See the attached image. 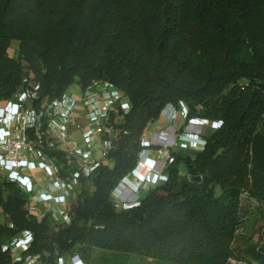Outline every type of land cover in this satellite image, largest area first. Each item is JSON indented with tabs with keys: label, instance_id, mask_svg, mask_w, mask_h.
<instances>
[{
	"label": "trees",
	"instance_id": "16d2710c",
	"mask_svg": "<svg viewBox=\"0 0 264 264\" xmlns=\"http://www.w3.org/2000/svg\"><path fill=\"white\" fill-rule=\"evenodd\" d=\"M30 73L36 104L104 80L131 108L112 165L82 186L69 225L51 230L50 215H28L17 183L0 182V264H25L2 250L25 231L33 240L23 255H39L40 264L74 253L96 264L97 249L111 254L105 264H128L131 255L172 264L239 258L233 244L250 207L243 199L264 203V0H0V100ZM181 104L185 124L202 118L217 127L205 131L201 151L172 150L168 180L117 209L112 193L137 168L148 125ZM253 253L264 264V243Z\"/></svg>",
	"mask_w": 264,
	"mask_h": 264
},
{
	"label": "built area",
	"instance_id": "2783aa9c",
	"mask_svg": "<svg viewBox=\"0 0 264 264\" xmlns=\"http://www.w3.org/2000/svg\"><path fill=\"white\" fill-rule=\"evenodd\" d=\"M37 100L39 85L31 73L23 78L22 85L9 99L0 100V182L6 179L17 183L27 196L25 208L28 215L35 216L38 221L50 215V221L60 226L69 225L72 199L76 197L77 189L83 183L89 186L95 170L101 164H107L109 151L118 140V125L130 111L131 103L122 90L104 80H96L86 88L80 87L78 96L66 91L51 101L42 100L36 104ZM80 108L87 116L83 121L77 117L76 111ZM8 110L13 113L10 119L6 118ZM169 111L170 118L175 119L178 109L173 107ZM181 114L187 115V107L183 104ZM194 123L189 119L187 126ZM195 133L205 140V130ZM184 134L192 137L190 130ZM186 143L178 139H143L144 148L137 168L112 193L115 206L130 207L140 200L141 191L147 192L166 182L168 173L165 168L174 161L172 150L183 145L193 151L203 148L196 142ZM152 145L156 148H151ZM154 149L156 158L151 156ZM55 152L62 153V159ZM158 164L159 180L155 182L149 171ZM142 165L146 167L145 172L140 170ZM121 187L128 189L130 195L123 193ZM131 195L134 197L130 201ZM32 240L33 234L25 231L23 237L17 238L16 245L6 243L2 250H10L15 261L35 264L39 255H23ZM67 262L87 264L78 253L57 260V264ZM226 264L248 263L230 258Z\"/></svg>",
	"mask_w": 264,
	"mask_h": 264
},
{
	"label": "rangeland",
	"instance_id": "374dc122",
	"mask_svg": "<svg viewBox=\"0 0 264 264\" xmlns=\"http://www.w3.org/2000/svg\"><path fill=\"white\" fill-rule=\"evenodd\" d=\"M8 53L12 57H15V58L17 57L18 42L12 41L11 46L8 50ZM187 123L183 126L185 131L191 129V125L187 126ZM82 186H86V183H83ZM82 186L77 189L78 193L76 197L72 199V207L77 203L78 194ZM121 189L123 193L129 194L128 189H124L123 187H121ZM217 192L220 193V190L217 189ZM145 195H146V191H141L140 199H142ZM243 200H244V203H246L247 205H250V207L248 206L249 214H248V217L243 222L242 228L240 229L236 237L233 247L235 248V251L239 257L238 260L245 261L248 264H262L261 259L258 256H256L253 253V251H256L257 249H259L264 243V203H258L254 201L253 199H246V197H244ZM116 208L120 209L121 206L117 204ZM2 223H4V215L0 207V224ZM50 226H51V230L56 231L60 225L50 221ZM18 236L19 238L23 237V233H21ZM17 238L13 237L8 242V244H10L11 246L16 245ZM111 257L112 256L110 253L97 249L95 252H93L92 260L97 261L96 264H102V263L105 264L106 260ZM86 263L92 264V262L91 263L86 262ZM35 264H40V262H36ZM66 264H69V262H67ZM128 264H172V263H160L151 258L131 255L128 257Z\"/></svg>",
	"mask_w": 264,
	"mask_h": 264
},
{
	"label": "crops",
	"instance_id": "0c3cea01",
	"mask_svg": "<svg viewBox=\"0 0 264 264\" xmlns=\"http://www.w3.org/2000/svg\"><path fill=\"white\" fill-rule=\"evenodd\" d=\"M67 92L72 96H78L80 94V86L78 84L74 83L73 85H71L69 87ZM76 112H77V117L79 120L83 121L86 119L87 116H86L85 111L83 109L80 108ZM170 115H171L170 111L166 110L161 115L159 120H157L153 123H150L148 125L147 129L145 130L144 134H143V139L150 140V141H158V140L163 139V138L168 139V140L169 139L173 140V139L181 136L185 131V129L183 127L185 125L184 116L181 114V112H178L175 119L172 120L170 118ZM211 125L212 124L206 123L205 126L208 127ZM210 130H212V129H210V128L205 129V131H210ZM183 143L187 144L186 142H183ZM181 148L191 150L187 145H183ZM151 156L156 158L157 153L155 152V149L152 151ZM107 164L112 165V161L108 160ZM140 170L145 172L146 167L142 165V166H140ZM178 175L180 178L187 175V169L184 165L179 166V174ZM133 197L134 196L131 195L130 201L133 199ZM138 202H136V203H138Z\"/></svg>",
	"mask_w": 264,
	"mask_h": 264
},
{
	"label": "clouds",
	"instance_id": "9594fccd",
	"mask_svg": "<svg viewBox=\"0 0 264 264\" xmlns=\"http://www.w3.org/2000/svg\"><path fill=\"white\" fill-rule=\"evenodd\" d=\"M169 109H173V106H167V107L163 110L162 114H163L166 110H169ZM178 112H181V110L178 109ZM6 113H7L6 118H7V119H10V116H11L13 113H12L11 111H9V110L6 111ZM162 114H161V115H162ZM186 116H187V115H186ZM186 116H185L184 118H186ZM188 120H189V119H188ZM192 120L195 121L194 125H192V126H194V127L191 126V129H190L192 137L190 138L188 135L183 134V135H181V136L175 138L174 140L178 139V140H180V141H182V142H196V144H198V145H202L203 148H204V146H205V144H206V141L204 140V138H202V136H199V135H198L197 133H195V132H196L197 130H200V129L205 130V129H207V128H210V129L213 130V129H215V128L217 127V124H216L214 121H212V120H207V119H202V118H192ZM206 123H209V124H212V125L206 127V126H205ZM203 148H202V149H203ZM202 149H201V150H202ZM201 150H200V151H201ZM159 169H160V164H158L156 167H154L152 170L149 171V172L153 175V177L155 178V182L159 180V178H158V173H157V172L159 171Z\"/></svg>",
	"mask_w": 264,
	"mask_h": 264
},
{
	"label": "water",
	"instance_id": "95a60500",
	"mask_svg": "<svg viewBox=\"0 0 264 264\" xmlns=\"http://www.w3.org/2000/svg\"><path fill=\"white\" fill-rule=\"evenodd\" d=\"M188 179L195 182H201L202 177L201 176H195V175H188Z\"/></svg>",
	"mask_w": 264,
	"mask_h": 264
}]
</instances>
